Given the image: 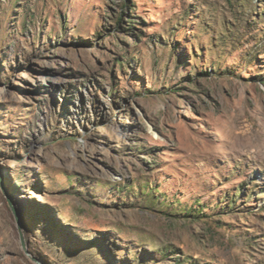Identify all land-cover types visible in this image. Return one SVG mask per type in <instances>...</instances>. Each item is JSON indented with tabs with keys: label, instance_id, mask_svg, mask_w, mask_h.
Wrapping results in <instances>:
<instances>
[{
	"label": "rangeland",
	"instance_id": "374dc122",
	"mask_svg": "<svg viewBox=\"0 0 264 264\" xmlns=\"http://www.w3.org/2000/svg\"><path fill=\"white\" fill-rule=\"evenodd\" d=\"M0 179V264H264V0H0Z\"/></svg>",
	"mask_w": 264,
	"mask_h": 264
},
{
	"label": "water",
	"instance_id": "95a60500",
	"mask_svg": "<svg viewBox=\"0 0 264 264\" xmlns=\"http://www.w3.org/2000/svg\"><path fill=\"white\" fill-rule=\"evenodd\" d=\"M1 181V179H0ZM9 207L13 213V215L15 216V219L17 220V223H19L18 219H17V215H16V210L15 208L13 207V205L9 202ZM19 233H20V243H21V248L23 250V252L25 253V255L27 257H29L35 264H42L37 258L31 256V254L29 253V250L27 249V244L25 243V240L23 238V235L19 229Z\"/></svg>",
	"mask_w": 264,
	"mask_h": 264
}]
</instances>
